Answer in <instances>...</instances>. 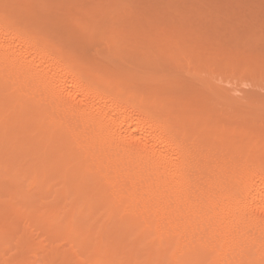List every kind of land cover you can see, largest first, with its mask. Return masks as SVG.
Masks as SVG:
<instances>
[{"label": "bare ground", "instance_id": "bare-ground-1", "mask_svg": "<svg viewBox=\"0 0 264 264\" xmlns=\"http://www.w3.org/2000/svg\"><path fill=\"white\" fill-rule=\"evenodd\" d=\"M6 4L0 264H264V164L216 160L183 112Z\"/></svg>", "mask_w": 264, "mask_h": 264}, {"label": "rangeland", "instance_id": "rangeland-1", "mask_svg": "<svg viewBox=\"0 0 264 264\" xmlns=\"http://www.w3.org/2000/svg\"><path fill=\"white\" fill-rule=\"evenodd\" d=\"M0 1L110 80L183 112L216 160L264 164V0Z\"/></svg>", "mask_w": 264, "mask_h": 264}]
</instances>
